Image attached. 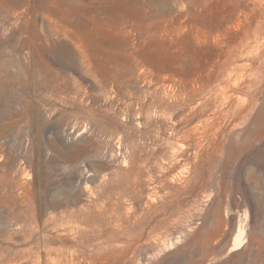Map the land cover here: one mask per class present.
Returning <instances> with one entry per match:
<instances>
[{
    "label": "rangeland",
    "instance_id": "1",
    "mask_svg": "<svg viewBox=\"0 0 264 264\" xmlns=\"http://www.w3.org/2000/svg\"><path fill=\"white\" fill-rule=\"evenodd\" d=\"M71 2L0 0V264L264 253V0H138L95 29ZM227 56L207 123L176 125Z\"/></svg>",
    "mask_w": 264,
    "mask_h": 264
},
{
    "label": "bare ground",
    "instance_id": "2",
    "mask_svg": "<svg viewBox=\"0 0 264 264\" xmlns=\"http://www.w3.org/2000/svg\"><path fill=\"white\" fill-rule=\"evenodd\" d=\"M137 2L138 0H72V2L70 3V7L72 9V12L74 13V16L78 20L77 23L81 27L88 29H95L100 27V25H102L101 18L103 17L104 14H107L109 12L111 7H113L118 11L120 10L124 11L127 5L135 6ZM248 45L249 44H247V46ZM80 52L81 55H83V51ZM238 60L239 57L231 58L230 56H227L224 60L216 62L214 66L215 68L211 75H209L208 72H204L201 75H197V74L193 75L190 81L192 90L190 92V95H188L189 97L186 98L187 105L178 106L176 107V109L173 108L174 107L173 105H171L170 108L169 107L167 108V109H171V108L174 109L175 111L174 122L176 125L178 123H189L195 117H197L198 120L201 121V123H205V124L207 123V119L205 118L206 116L205 112L207 109L209 97L208 95L206 96V94L212 93L215 98L217 97V91H215L216 89L212 88L211 86L212 83L227 82V80L230 77L229 74L230 72H227V70L230 69V71H233L235 69L234 66ZM224 74H226L227 77L226 76L223 77ZM168 87H171V83H168ZM262 110L261 112L264 113V109ZM249 114L250 113H245L244 115L237 117L238 122L244 124ZM259 122H260V130L261 132H263L264 116L260 118ZM176 129H177L176 127L173 128L174 131H176ZM188 132L189 131H183V133L186 134ZM250 178H251V182L254 184L256 188H258L263 193V197H264V180L256 176H252ZM219 224L220 223H218L217 226H219ZM216 230L217 227L214 230V232ZM238 264H264V253L254 254L251 257H249L247 260L240 259Z\"/></svg>",
    "mask_w": 264,
    "mask_h": 264
}]
</instances>
